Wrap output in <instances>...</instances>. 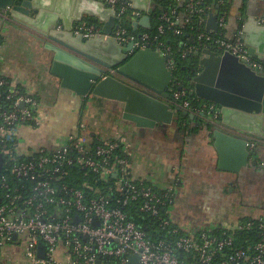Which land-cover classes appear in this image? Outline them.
I'll return each instance as SVG.
<instances>
[{
    "label": "built area",
    "instance_id": "built-area-1",
    "mask_svg": "<svg viewBox=\"0 0 264 264\" xmlns=\"http://www.w3.org/2000/svg\"><path fill=\"white\" fill-rule=\"evenodd\" d=\"M104 1L116 12L114 37L118 43L132 44L133 53L152 49L164 57L171 56L168 67L174 72L171 45L149 33L131 35L124 27V16L136 22L143 14L127 0ZM183 1L191 13L204 12L197 9L203 0ZM234 1L219 0L222 10L213 12L218 17L219 31L200 32L199 47L184 44L181 57L185 59L200 48L211 49L217 54L230 53L264 73V63L247 50L243 32L246 17L240 19L234 39L227 37ZM161 19L167 23V27H159L161 35L168 30L177 35L195 30L190 19L174 20L167 14ZM260 23L264 25V17ZM202 24L204 20L199 23ZM102 34L101 27L89 25L83 35L94 38ZM2 47L0 36V55ZM170 94L174 108L209 123L220 119L216 104L194 107L190 89H171ZM48 119L38 98L0 73V264L10 248L17 259L29 264H264V218L243 220L212 232L187 233L170 219L173 192L161 193L155 185L134 175L124 140L92 141L79 130L56 149L27 145L30 134L45 127ZM259 145H264V140L251 139L248 148ZM91 179L98 187L92 185ZM133 205L139 213L158 218L162 229L174 223L171 233L175 240L150 238L126 211ZM182 232L186 234L179 235ZM41 244L45 245L44 258L39 256ZM179 252H184L183 257ZM132 256H137L133 262Z\"/></svg>",
    "mask_w": 264,
    "mask_h": 264
},
{
    "label": "water",
    "instance_id": "water-1",
    "mask_svg": "<svg viewBox=\"0 0 264 264\" xmlns=\"http://www.w3.org/2000/svg\"><path fill=\"white\" fill-rule=\"evenodd\" d=\"M127 1L143 14L133 22L134 30L150 29L153 0ZM259 1L264 3L234 1L227 37L234 39V30L247 15L243 26L247 50L262 61L264 25L251 12V5ZM0 17L43 40L53 52L52 74L61 80L63 88L79 97L94 95L123 103L124 118L139 128H154L157 123L170 125L176 113L195 120L193 114L174 108L170 102V88L175 83V74L168 67L172 57L152 49L133 53L132 44L120 45L114 37L116 12L104 0H0ZM90 20L102 28V36L84 38ZM206 30L219 31L215 13L209 15ZM200 64L201 72L193 79L194 92L198 99L220 107V119L207 124L221 161L224 163L229 153L235 155L238 166L232 171L238 172L248 167L253 154L248 149L249 141L264 140V73L230 53L217 54L211 49L203 51ZM44 255L45 245L41 244L39 256ZM135 259L137 256H132L131 262Z\"/></svg>",
    "mask_w": 264,
    "mask_h": 264
},
{
    "label": "crops",
    "instance_id": "crops-1",
    "mask_svg": "<svg viewBox=\"0 0 264 264\" xmlns=\"http://www.w3.org/2000/svg\"><path fill=\"white\" fill-rule=\"evenodd\" d=\"M251 12L263 18L262 12ZM0 36L1 75L38 98L43 114L49 116L45 127L30 134L27 145L56 149L79 130L92 141L124 140L134 175L173 192L170 218L174 213L173 222L187 233L212 232L264 218V145L248 148L253 153L248 167L234 172L238 166L235 155L229 153L221 161L208 122L186 128L176 113L170 125L139 128L124 118L123 103L94 95L82 98L63 88L52 74L53 52L43 40L1 17ZM17 260L10 248L2 264Z\"/></svg>",
    "mask_w": 264,
    "mask_h": 264
},
{
    "label": "trees",
    "instance_id": "trees-1",
    "mask_svg": "<svg viewBox=\"0 0 264 264\" xmlns=\"http://www.w3.org/2000/svg\"><path fill=\"white\" fill-rule=\"evenodd\" d=\"M154 10L150 13L152 27L150 29L141 27L138 31L134 30L133 21L128 16H124L122 23L124 27L127 28L129 34L138 35L139 33H149L153 36H158L160 41L167 42V44L172 46V56L174 62H176L175 74V83L172 84L171 89L178 91L180 88L190 89V99L193 102L194 107H199L202 104H211L210 102L198 99L194 92L193 79L201 72L200 61L203 57V48L194 54H191L187 58L183 59L181 57L182 50L184 49V44L194 45L199 47V41H197V36L200 32L206 31L205 20L208 16L215 12L222 10V7L219 4V0H203L202 4L197 6L198 10H203V13H191L187 8L186 3L183 0H153ZM175 12V13H174ZM167 14L170 18L176 20L179 18L181 20L190 19L192 21V26L195 30L187 29L182 35L175 34L174 30H168L164 35L159 33V27H167V23L161 19V17ZM204 20V24L199 25L200 21ZM90 25H95L94 20H90ZM220 37L219 35L216 38ZM212 49L215 50L214 45H210ZM262 63H264L262 61ZM219 107V106H218ZM180 123L184 124L186 128L193 123L204 124L205 121L201 118L195 117V120L183 117L181 113H178ZM81 183L80 180H76ZM92 185L98 187L94 183V180L91 179ZM77 183V182H75ZM104 188L105 186H99ZM159 192L165 193V191L156 188ZM169 191H166V194ZM170 205V204H169ZM129 212L130 217L135 221L140 227H144L150 236V238L158 240H167L173 242L175 240L172 236V228L176 227L174 223H171V228L162 229L160 227V221L158 218H149L148 215L139 213L138 207L133 205L126 209ZM165 214V212H164ZM171 219V218H170ZM172 220V219H171ZM173 222V221H172ZM216 233V232H215ZM185 232H182L179 235H185ZM242 236V235H238ZM244 239L247 237L244 234ZM184 252H179V256Z\"/></svg>",
    "mask_w": 264,
    "mask_h": 264
},
{
    "label": "rangeland",
    "instance_id": "rangeland-1",
    "mask_svg": "<svg viewBox=\"0 0 264 264\" xmlns=\"http://www.w3.org/2000/svg\"><path fill=\"white\" fill-rule=\"evenodd\" d=\"M251 6H252V9L255 12H258L261 9V8H259L258 3H256V4L253 3ZM174 212H176V211H174ZM171 219H172V221H175L174 220V213H173V217L171 216ZM14 264H29V263L27 261L23 260L22 258H19V260H17V261L14 262Z\"/></svg>",
    "mask_w": 264,
    "mask_h": 264
},
{
    "label": "flooded vegetation",
    "instance_id": "flooded-vegetation-1",
    "mask_svg": "<svg viewBox=\"0 0 264 264\" xmlns=\"http://www.w3.org/2000/svg\"><path fill=\"white\" fill-rule=\"evenodd\" d=\"M258 6H259V8H261V9H260V12H262V14H263V13H264V12H263V11H264V10H263V9H264V3L261 2V1H259V2H258ZM170 91H171V88H170Z\"/></svg>",
    "mask_w": 264,
    "mask_h": 264
}]
</instances>
